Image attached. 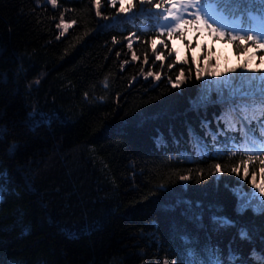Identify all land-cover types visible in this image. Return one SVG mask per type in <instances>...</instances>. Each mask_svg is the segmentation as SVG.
Listing matches in <instances>:
<instances>
[{
    "label": "trees",
    "instance_id": "trees-1",
    "mask_svg": "<svg viewBox=\"0 0 264 264\" xmlns=\"http://www.w3.org/2000/svg\"><path fill=\"white\" fill-rule=\"evenodd\" d=\"M140 7L135 0L137 15L126 18L118 14V2L114 8L101 0L98 18L95 0H0V168L9 174L0 203V264H185L189 248L205 247L219 249L224 258L231 248L255 264L253 249L264 255V213L238 214L237 200L224 186H236L245 164L244 189L254 188L253 173L256 183L264 184V159L239 154L175 159L189 148L188 126L204 136L205 119L216 131L213 116L227 106L191 110L189 98L205 78L214 80L213 71L239 76L241 66L258 76L264 73L261 55L253 56L240 40L229 43L228 51L213 40L197 38L178 47L160 39L167 44L163 48L157 39L164 60L155 61V34L142 31ZM61 17L76 21L63 35L56 27ZM181 68L184 81L173 87L169 77L176 81ZM149 71L161 79H145ZM34 110L51 117L50 126L34 127L29 118ZM161 134L167 143L158 147L155 138ZM217 164L223 174L219 184ZM237 167L239 176L232 172ZM184 176L187 198L204 205L197 210L202 221L183 207H161L171 197L158 186L179 194ZM209 205L235 226L214 224ZM241 227L250 239L240 238Z\"/></svg>",
    "mask_w": 264,
    "mask_h": 264
},
{
    "label": "snow or ice",
    "instance_id": "snow-or-ice-1",
    "mask_svg": "<svg viewBox=\"0 0 264 264\" xmlns=\"http://www.w3.org/2000/svg\"><path fill=\"white\" fill-rule=\"evenodd\" d=\"M51 2L55 4L56 0H51ZM109 2L114 8L118 2L119 8L117 12L118 14H123L126 18L134 19L137 15L133 12L135 0H109ZM139 3L141 5L140 14L142 15L147 12V18L154 21L152 27L154 29L158 28L160 35L167 34L168 38H171L173 33L180 31L181 21L186 17H190L210 32L216 33L217 38L224 35V31L222 30H226L233 41L246 39L247 41L255 43L258 47L264 48V44L261 43V40L264 39V0H157L154 4L155 12H153V9L144 8L145 4H152L153 0H139ZM162 4H168L170 7H162ZM242 4L249 6L259 5L260 7L257 9L239 7ZM100 7L101 0H95V10L98 18L102 16ZM241 13H243V16ZM257 13L258 15H256ZM257 22L258 27H253L252 25ZM75 23L76 21H71V23L65 22L63 17H61L56 27L62 29L61 35H63ZM144 30L142 29V31ZM252 32H256L257 35L254 37L250 34ZM240 33H244V35H240ZM134 35L135 33L129 34V36ZM139 39L137 36L136 40ZM113 42H115V38H113ZM126 46L131 50L133 48V41L128 39ZM160 46L167 48L164 40H160ZM157 47V38L153 36L151 39V50L155 54L154 59L155 61H163V53H158ZM176 52L177 49L172 48L170 55H174ZM131 59L132 61H136L139 57L133 52ZM176 60L179 61V58L176 57ZM144 63H148L147 56L144 57ZM171 67L172 65L170 64L169 68ZM189 71L191 72V69ZM231 71L235 72L236 70L233 69ZM201 73L202 70L197 65V79L201 78ZM210 75L215 79L205 78V84L198 90L195 98H189L188 102L191 110L198 112L202 108L206 109L210 104L227 106L219 116L215 114L213 116L217 125L216 131H213L211 128L212 121L205 119L200 121V126L204 130V136L197 133L191 125L188 126L187 143L190 152L188 150L182 151L175 159L178 161L186 159L188 162H195L197 158L202 159L208 156L236 155L237 153L245 155L250 153H264V73L258 76L255 74L249 75L246 69L241 66L239 76L221 74L215 71L211 72ZM148 77H154L156 81L161 79L159 73H153L151 71L144 78L147 79ZM183 81V68L180 69L176 81L173 82L169 77V82L173 87H178ZM213 92L216 93L215 100L212 98ZM29 118L33 120L34 127L39 126L41 123H46L50 126L51 123V117L47 114H42L39 110H34L29 113ZM221 123L224 125L223 128L220 127ZM229 133H232V135H229ZM221 137H223L222 147L227 149V152L215 147L218 143H221ZM155 142L158 147L166 146L167 143L162 134L155 138ZM173 143L179 145L180 140L173 136ZM17 146L15 144L12 145L10 151L14 150ZM233 148H235V152L231 151ZM172 158L169 157V159ZM215 168L216 172L214 175L216 176V183L219 184L223 174L219 164L215 165ZM232 172L239 176V167L233 168ZM248 175V168L245 164L243 176L237 181L236 186L230 187L227 183L224 186L235 196L237 200L236 211L238 214H242L247 209H252L257 214L264 213V195H262L264 194V184L256 183L255 173H253L251 183L254 185V188L246 191L241 181L247 178ZM8 179L9 174L7 170L0 168V203L4 202L5 194L8 191L6 188ZM180 179L183 183L180 185L181 192L179 194H173L172 190L166 185L161 184L158 186V191L171 197L164 201L161 207L166 211H175L176 208L183 207L186 212L192 214V219L202 221V212L197 210H202L204 205L200 201H192L187 198L186 192L188 184L186 181L189 177L184 176ZM213 207V205H209L208 210L213 212L210 218L214 224L221 228L235 226L233 221L227 216L215 214L220 209L217 207L213 211ZM28 231V228L24 229L25 233ZM64 231L69 236L75 235L67 229ZM239 235L241 239H250L248 231L243 227L239 229ZM181 239L184 240L186 245L190 243L187 236H183ZM262 242H264V238H262ZM252 256L256 257L257 264H264V255L257 253L255 249L252 251ZM186 261L187 264H247L231 248H229L226 260L220 255V250L217 248L205 247L201 253H197L194 249L189 248L186 254ZM164 264H168V261L165 260Z\"/></svg>",
    "mask_w": 264,
    "mask_h": 264
},
{
    "label": "rangeland",
    "instance_id": "rangeland-1",
    "mask_svg": "<svg viewBox=\"0 0 264 264\" xmlns=\"http://www.w3.org/2000/svg\"><path fill=\"white\" fill-rule=\"evenodd\" d=\"M65 22H68V23H70L69 21H65ZM0 131L2 132V129H0Z\"/></svg>",
    "mask_w": 264,
    "mask_h": 264
},
{
    "label": "water",
    "instance_id": "water-1",
    "mask_svg": "<svg viewBox=\"0 0 264 264\" xmlns=\"http://www.w3.org/2000/svg\"><path fill=\"white\" fill-rule=\"evenodd\" d=\"M0 42H1V32H0Z\"/></svg>",
    "mask_w": 264,
    "mask_h": 264
}]
</instances>
